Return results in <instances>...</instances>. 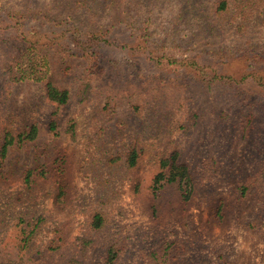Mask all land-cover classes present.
<instances>
[{
	"label": "rangeland",
	"instance_id": "1",
	"mask_svg": "<svg viewBox=\"0 0 264 264\" xmlns=\"http://www.w3.org/2000/svg\"><path fill=\"white\" fill-rule=\"evenodd\" d=\"M85 1L0 0V145L40 127L0 167V264H105L114 242L117 264H264V3L245 20L234 6L216 14L218 0ZM74 26L107 30L97 58L81 55ZM48 81L70 91L57 115ZM136 143V169L112 160ZM175 150L197 176L190 200L149 189ZM40 214L23 247L18 218Z\"/></svg>",
	"mask_w": 264,
	"mask_h": 264
},
{
	"label": "trees",
	"instance_id": "2",
	"mask_svg": "<svg viewBox=\"0 0 264 264\" xmlns=\"http://www.w3.org/2000/svg\"><path fill=\"white\" fill-rule=\"evenodd\" d=\"M86 0L85 2H87ZM262 4L264 3V0H261ZM236 10V13L234 15H237L238 13L243 15L242 18L245 20H248L249 13H251V0H218L215 5V13L216 14H223L227 11H229L232 7ZM185 12L184 9L179 13V17L183 16V13ZM246 22L241 19V26H245ZM244 28V27H243ZM68 30H71V36L73 35V40L76 42L78 46H81L83 48V52H81V55L87 56L91 59H95L97 57L91 56L92 53L96 52V47L99 45V42L102 41V38L104 37L107 30L99 29L93 32H86L81 29L79 26H74L72 29L68 27ZM88 34V36H86ZM33 46V45H32ZM86 52H88L86 54ZM148 53L151 54V58L154 60H158L157 62L160 64L161 59H167L168 62L176 64V66H180L182 60L180 58L171 56V55H164L159 53H155L152 50H148ZM80 56V55H79ZM181 60V61H180ZM190 67H193L199 64L198 61H186L184 60ZM23 78V77H22ZM220 78L217 74L210 77V79H205V81L208 83V85H212L214 80H217ZM258 81L260 84L264 85V78L260 77L258 78ZM47 87V98L51 102V104L54 106V110L52 115H57L58 111L61 109V107L65 106L69 100H70V91L66 88H60L59 86L55 85L52 81H48L46 83ZM252 119V116H251ZM48 129H50V132H55V135H60V132H58V126L56 125V121L52 120L50 122V125H47ZM69 128L74 132L76 129V125H70ZM40 127L38 125H31L29 130L23 131L22 133L16 135H7L5 137V140L0 145V167H2V164L4 162V159L6 158L7 152L9 150L10 145H14L15 143L24 141V140H34L37 138L39 133ZM142 154L143 151L141 147L136 143L134 144L127 153H125L124 157L118 156L117 159L113 158L112 160L121 161L128 169H136L142 160ZM156 170L154 173V176L152 178V182L149 185V189H151L152 193L157 194L156 191L159 189L165 188L167 185L169 186H178L179 191L183 195L184 200H190L191 196L195 193V189L198 188V182H197V176L195 171L192 169L191 165L184 161L181 158L180 152L175 150L171 153L162 156L156 160ZM34 172L32 168H29L25 175L23 182L25 185L30 187L33 184V180H31V174ZM42 174L45 175L43 171H41ZM46 176V175H45ZM241 191L242 196L245 195L248 186L241 185V187H238ZM63 194V187L60 186V191L58 193L59 195ZM24 216H20L18 218V222H16V226L20 227V232L22 234V237L20 238V241L22 243L23 247H26L29 243H31L36 236L40 235L41 231H43V223L45 221V218L40 214L38 217L33 216L29 219H24ZM30 226V227H29ZM104 226V217L102 216L101 212L96 213L92 216L91 220V228L94 230H100ZM60 230V229H58ZM58 230L56 229L57 233ZM63 238V236H60ZM51 243V242H47ZM59 244H56V247ZM52 246V245H49ZM55 247V248H56ZM59 248V247H57ZM123 249L119 247V244L117 242L111 243L104 254V260L105 264H117V261L119 259L120 253H122ZM221 264H229V261L224 260Z\"/></svg>",
	"mask_w": 264,
	"mask_h": 264
}]
</instances>
